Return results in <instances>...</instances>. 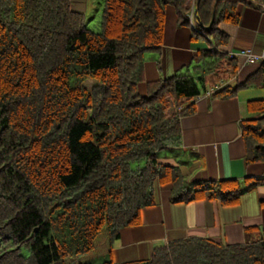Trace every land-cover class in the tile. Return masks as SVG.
<instances>
[{"label": "trees", "instance_id": "1", "mask_svg": "<svg viewBox=\"0 0 264 264\" xmlns=\"http://www.w3.org/2000/svg\"><path fill=\"white\" fill-rule=\"evenodd\" d=\"M215 1L200 0L194 20L209 26ZM196 2L100 0L95 31L73 0H0V264H95L79 259L104 228L110 250L100 264H264V237L227 245L194 236L157 247L148 260L111 257L121 230L140 225L154 205L156 181L173 184L176 202L232 204L243 193L238 180L190 181L159 159L182 146V119L195 113L196 97L264 86V62L247 81L224 84L239 64L220 49L228 35L219 26L239 22L240 3L262 9L264 0H220L213 27L192 36L207 39L208 50L140 92L147 54L164 44L167 6L186 26ZM247 110L246 160L264 162V98Z\"/></svg>", "mask_w": 264, "mask_h": 264}, {"label": "crops", "instance_id": "2", "mask_svg": "<svg viewBox=\"0 0 264 264\" xmlns=\"http://www.w3.org/2000/svg\"><path fill=\"white\" fill-rule=\"evenodd\" d=\"M87 1L73 0L80 11L88 9ZM236 11L238 23L219 24L228 35L227 43L220 49L229 56L238 54L237 76L224 82L232 86L247 81L262 66V63H248L239 54L244 50L264 53V8L240 3ZM197 24L195 21L180 26L175 7L167 6L164 44L159 53L147 54L145 80L140 84L143 95L149 83L185 72L199 52L208 50L207 39H192ZM255 87L239 88L229 98L207 92L196 97L195 113L182 119V146L162 152L159 159L164 165L179 167L190 181H240L243 193L239 201L176 202L172 199L173 184L156 181L155 203L142 210L141 224L122 229L120 238L114 242L111 257L115 262L148 260L157 247L188 237L209 238L227 245L250 243L264 237V180H256L264 179V162H247L246 142L241 133V121L252 117L247 102L264 98V86H257L263 89L259 91L252 89Z\"/></svg>", "mask_w": 264, "mask_h": 264}, {"label": "rangeland", "instance_id": "3", "mask_svg": "<svg viewBox=\"0 0 264 264\" xmlns=\"http://www.w3.org/2000/svg\"><path fill=\"white\" fill-rule=\"evenodd\" d=\"M87 18H88V27L95 31L101 30V20H102V6L100 4V0H88L87 1ZM95 81H88L89 85H93ZM252 89H256L257 91L263 90L259 87H255ZM110 246V237L109 231L107 228L101 232V234L96 238V247L95 249L84 256L80 257V262H95V264H100L106 259H109L108 252Z\"/></svg>", "mask_w": 264, "mask_h": 264}, {"label": "built area", "instance_id": "4", "mask_svg": "<svg viewBox=\"0 0 264 264\" xmlns=\"http://www.w3.org/2000/svg\"><path fill=\"white\" fill-rule=\"evenodd\" d=\"M195 12H196V4H194V7L192 9V12H191V17L193 18L194 15H195ZM239 55H242L244 57H246V61L248 63H263L264 62V53L262 54H254L252 51L250 50H244L242 51ZM238 54H231V57H237ZM214 92V89H211L207 92V94H211Z\"/></svg>", "mask_w": 264, "mask_h": 264}, {"label": "water", "instance_id": "5", "mask_svg": "<svg viewBox=\"0 0 264 264\" xmlns=\"http://www.w3.org/2000/svg\"><path fill=\"white\" fill-rule=\"evenodd\" d=\"M197 1H198V2H197V8H198V7H199V2H200V0H197ZM219 1H220V0H216V1H215V8H214L213 20H212V22H211V24H210L209 26H205V25L202 24L200 21H198V25H199L202 29H204V30H206V31H209V30L213 27V24H214V21H215V18H216L217 6H218Z\"/></svg>", "mask_w": 264, "mask_h": 264}, {"label": "bare ground", "instance_id": "6", "mask_svg": "<svg viewBox=\"0 0 264 264\" xmlns=\"http://www.w3.org/2000/svg\"><path fill=\"white\" fill-rule=\"evenodd\" d=\"M196 5H197V2H196Z\"/></svg>", "mask_w": 264, "mask_h": 264}]
</instances>
